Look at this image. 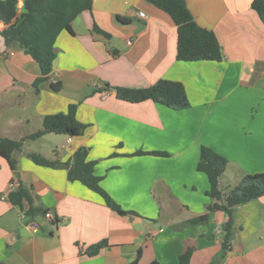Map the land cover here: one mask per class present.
<instances>
[{"label":"crops","instance_id":"1","mask_svg":"<svg viewBox=\"0 0 264 264\" xmlns=\"http://www.w3.org/2000/svg\"><path fill=\"white\" fill-rule=\"evenodd\" d=\"M185 3L193 20L216 35L220 62L177 61L176 25L145 0H92L91 10L72 22V34L58 35L52 71L37 89L38 64L5 44L1 33L9 26L0 20V137L23 142L12 153L15 170L0 156V264H131L138 250L137 264H176L189 247V264H264V196L234 209L222 259L226 213H210L194 230L183 226L210 203L208 178L196 170L202 147L227 160L223 191L247 174L264 173V24L252 0ZM24 13L18 0L14 22ZM161 79L180 82L190 107L116 98V87L144 89ZM57 82L61 90L54 92ZM71 104L86 126L80 136L31 138L45 116L66 113ZM81 147L102 189L135 216L116 214L68 180L67 164ZM29 154L59 165H37ZM19 186L44 216L30 219L28 201L10 202ZM100 241L108 246L87 256Z\"/></svg>","mask_w":264,"mask_h":264},{"label":"trees","instance_id":"2","mask_svg":"<svg viewBox=\"0 0 264 264\" xmlns=\"http://www.w3.org/2000/svg\"><path fill=\"white\" fill-rule=\"evenodd\" d=\"M157 9L170 16L177 28L176 60L181 62L214 61L222 60V52L219 41L212 30L200 27L190 14L185 0H145ZM18 0H0V20L9 26L2 31L5 44L18 47L29 55L39 66L40 77L34 83L37 89L41 82L47 80L53 68L56 58L55 41L63 31L72 34V22L84 11H90L92 0H24L25 13L22 18L14 22L17 15ZM251 7L257 12L264 24V0H252ZM121 22H129V19L118 17ZM13 23V24H12ZM94 30L98 31L96 28ZM54 92L61 90V83L51 85ZM106 89H110L106 85ZM116 98L128 103H140L153 101L159 105L172 110H184L190 107L186 91L180 82L161 79L155 84L144 89H130L116 87ZM76 105L71 104L66 113L48 115L43 118L42 129L31 135L37 138L45 134L53 133L69 137L80 136L86 126L75 118ZM22 141L10 140L0 137V156L4 158L10 168L15 170L16 161L12 157L14 151H20ZM143 153L137 152L135 155ZM149 154L165 155L160 152ZM88 150L84 147L78 148L68 166L67 178L71 182H79L89 190L99 195L105 205L116 214L132 215V211H124L100 186V178L94 174V161H88ZM28 157L37 165L56 167L58 162H50L36 154H29ZM227 167V160L207 147L200 150L199 161L196 166L198 172L204 173L209 182V190L206 196L210 203L206 207V213L194 217L185 222L183 226L195 229L196 226L205 224L209 215L215 211H223L228 219L222 226V255L229 248L233 235V212L238 206L247 204L264 196V173L247 174L228 191L220 187V179ZM9 200L13 205L22 206V201L29 202V208L25 214L30 219L37 215L44 216L46 212L34 207L29 192L23 186H19L10 193ZM106 241H100L85 251L87 256L97 255L103 248L107 247ZM193 248L189 247L177 257L176 264H189ZM140 257V250L137 257L131 264H137ZM216 259V260H218ZM219 261V260H218ZM151 264H160L153 261ZM212 264H217L212 262Z\"/></svg>","mask_w":264,"mask_h":264},{"label":"built area","instance_id":"3","mask_svg":"<svg viewBox=\"0 0 264 264\" xmlns=\"http://www.w3.org/2000/svg\"><path fill=\"white\" fill-rule=\"evenodd\" d=\"M139 16H140V17H143V13H139ZM7 55H8V52L5 51V52L3 53V56L6 57ZM67 143H70V139L67 140ZM30 227L33 228L32 225H31Z\"/></svg>","mask_w":264,"mask_h":264},{"label":"water","instance_id":"4","mask_svg":"<svg viewBox=\"0 0 264 264\" xmlns=\"http://www.w3.org/2000/svg\"><path fill=\"white\" fill-rule=\"evenodd\" d=\"M114 92L116 93V89H114Z\"/></svg>","mask_w":264,"mask_h":264}]
</instances>
